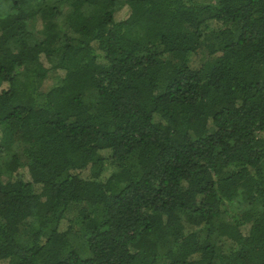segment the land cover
<instances>
[{
  "label": "trees",
  "instance_id": "trees-1",
  "mask_svg": "<svg viewBox=\"0 0 264 264\" xmlns=\"http://www.w3.org/2000/svg\"><path fill=\"white\" fill-rule=\"evenodd\" d=\"M0 263L264 264V0L0 7Z\"/></svg>",
  "mask_w": 264,
  "mask_h": 264
},
{
  "label": "rangeland",
  "instance_id": "rangeland-1",
  "mask_svg": "<svg viewBox=\"0 0 264 264\" xmlns=\"http://www.w3.org/2000/svg\"><path fill=\"white\" fill-rule=\"evenodd\" d=\"M9 2L10 0H0V7L2 10H6L9 8ZM128 16V9L126 7L122 8L121 10H119L116 14H115V21H121V20H124L126 19ZM205 59V53L203 52H199L197 55H195L193 58H192V61H191V68L196 70L200 67L201 63L204 61ZM54 82V79L52 77H50L48 80L45 81L44 83V86H43V90H46L48 89ZM24 174H25V177L27 178V174H26V170H23ZM82 178H87L89 177V172L88 170L86 171H82V172H79L78 173ZM105 177H106V174H105ZM74 215L75 213L73 214H69L67 216V219H73L74 218ZM75 230H77V234L78 236L80 235L79 233V228L78 227H75ZM79 243L80 244H83L82 243V240H79ZM82 247V246H81ZM80 250L83 252L84 250L82 248H80ZM86 253V256H87V251L85 252ZM82 256H85L82 255ZM0 264H4V263H0Z\"/></svg>",
  "mask_w": 264,
  "mask_h": 264
}]
</instances>
